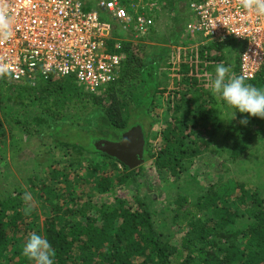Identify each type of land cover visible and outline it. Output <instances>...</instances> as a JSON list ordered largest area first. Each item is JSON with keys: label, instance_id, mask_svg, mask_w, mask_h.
I'll return each mask as SVG.
<instances>
[{"label": "trees", "instance_id": "16d2710c", "mask_svg": "<svg viewBox=\"0 0 264 264\" xmlns=\"http://www.w3.org/2000/svg\"><path fill=\"white\" fill-rule=\"evenodd\" d=\"M169 1L171 10L178 9L177 0ZM178 13L179 31L185 20ZM113 25L116 39L133 35L125 23ZM200 47L196 61L172 69L175 81L162 76L170 73L172 58L162 67L160 47L148 46L158 52L150 56V50L124 42L128 57L118 78L98 93L76 88L72 76L20 81L0 75V264H35L22 253L32 232L49 240L55 264H264V118L238 110L233 118L235 110L209 90L218 63L229 68L227 75L242 74L243 44L227 37ZM172 51L165 47V54ZM246 83L264 88V60ZM73 101L86 115L73 112ZM219 104L227 110L225 127ZM152 107L166 108L154 114L164 125L158 121L153 129L158 147L147 132ZM93 112L119 131L142 127L141 165L131 169L95 147L93 125L100 115L93 118ZM78 134L93 140L82 143L73 138ZM246 155L252 156L248 162ZM16 161L32 165L26 182L40 208L24 202L26 189L10 187ZM207 168L212 178L203 184L198 177ZM145 185L151 191L142 195ZM130 186L133 201L119 195Z\"/></svg>", "mask_w": 264, "mask_h": 264}, {"label": "built area", "instance_id": "2783aa9c", "mask_svg": "<svg viewBox=\"0 0 264 264\" xmlns=\"http://www.w3.org/2000/svg\"><path fill=\"white\" fill-rule=\"evenodd\" d=\"M141 2L0 0V75L20 81L72 76L86 91H100L118 78L126 60L109 51L113 23L130 20V9ZM188 9L192 33L242 42V74L252 77L264 60V16L244 10L240 0H190ZM150 24L139 17L137 30L145 33Z\"/></svg>", "mask_w": 264, "mask_h": 264}, {"label": "rangeland", "instance_id": "374dc122", "mask_svg": "<svg viewBox=\"0 0 264 264\" xmlns=\"http://www.w3.org/2000/svg\"><path fill=\"white\" fill-rule=\"evenodd\" d=\"M137 1H140V0H137ZM177 1H178V3H177V5H175L176 8H178L181 13L185 14L186 6L184 5V3L188 4V0H185V2L183 4H181V5H180V0H177ZM182 1H184V0H182ZM173 2H174V0H173ZM164 3H167V1L165 0ZM165 8H166L165 14L163 15V18L161 19V21H156L155 22L156 23L155 27L157 28V30H155V28L154 29H149V31H150V32H148L149 38L145 37V39H140V40L139 39L138 40L134 39L133 41L136 42L135 45L140 50H145V49L150 50V54H151L150 56H152L154 53L157 54L158 52H156V49H154V48L153 49H149L148 46H158V47H160L162 49L163 54L166 56L163 59L164 62H162V64H161L162 67L165 66L163 64H165V61L167 59L172 58L171 66L168 65V68L172 72L170 71V73H169L166 70H164L165 73H163L162 76L165 75V77H166L167 75L171 74V77L174 76L175 81H176L177 80L176 78H178V76H177L178 74L175 75L173 73L172 69L173 68H176V69L180 68V64L183 63V62H186V61L189 62V60L196 61L198 59L197 50L199 48H201L200 46H204V44H205L204 43V44L199 45L198 44L199 40H204L205 38L203 37V34H201V33L200 34H191L190 29L187 30V28H186L187 20L184 19V18L183 19L185 20V24L179 29V31L176 30L175 29V24H178V22L177 23L174 22V20H175L174 17L176 15L177 9L171 10L170 3H168L167 7H165ZM161 13H162V11H159V14H161ZM175 38H178L179 40H181V42L178 43V45H175V44L172 43V39H175ZM157 39H160V41H158ZM168 45L172 46L173 51L170 52V54L169 53L165 54V47L168 46ZM159 49H157V50H159ZM190 50H192V51L190 52ZM158 59H159V57L157 58V60ZM154 60H156V58ZM206 64L209 65V64H212V63L208 61ZM204 66L200 67V72H201L202 75H206V73H204L205 72L204 71ZM155 67L157 68V63H155V65L153 66V68H155ZM5 75H8V74H5ZM162 76H160L161 80H162V78H164ZM75 82H76V84H75L76 88H78V89H82L83 88L82 85L79 82H77L76 79H75ZM170 86L172 88H174L173 86H175V82L172 85L170 84ZM77 108H79V109H77ZM92 108H91V106H87L86 107V109H87L86 111H93ZM71 109H76L73 112L81 111V113L86 115L85 114L86 113L85 110L82 109V108L80 109L79 104L77 102H75V101L71 102ZM164 109H166V108L165 107H163V108L159 107V108L155 109L154 107H152L150 109V112H149V115L151 116L149 119L151 121L148 122L147 126H149V127H148L147 132L150 133L151 139L155 143V147L156 146L158 147V145H159L160 136L156 137L157 133H153V129H154V126H156L157 122L159 120H161L160 117H156L155 115H156V112H158L160 110L164 111ZM216 109L219 112L218 116L223 117V121H224L223 123H224V127H225V125L228 122V117H227V114H226V111H227L226 107H225V105L219 104V105L216 106ZM94 112H93V114H94ZM95 115L96 114L93 115V118L94 117H98V115H100L99 119L97 118V120L95 121V124L93 125V126H95V129H96L95 130L96 134H95V132H94V134L99 136V137H97V139L104 138V139H108V140H116L121 135L120 132H122V131L113 129L112 124L111 125H108V124L105 125L104 124L105 122H108L109 120H106L105 118H103L102 113L98 114L97 116H95ZM157 118H159L158 121H157ZM219 119H220V117L217 118L218 121H219ZM144 121H147V119L144 120ZM84 122L86 124V127L92 128L87 119H84ZM158 123H159V126H164V125L161 124L162 122L159 121ZM150 125H152L151 126L152 128L150 127ZM135 126H137V125H135ZM84 127L85 126H83L82 128H84ZM161 128L162 127L157 128L158 131H160ZM80 134L82 135L81 131H80ZM152 134H153V137H152ZM221 137L222 136L220 135L218 138H221ZM73 138H76L75 140H77V141H81L82 143H85L84 139H86V136H80L78 134V137H73ZM92 140H93L92 135H87L86 142L87 143H91ZM94 143H95V140H94ZM263 151H261V153ZM94 156L97 157V158H101V159L106 157L105 155L100 154V153H97ZM252 156H253V154H252ZM252 156L251 155H249V156L246 155L245 156V161L246 162L250 161L252 159ZM215 157H218V156H215ZM211 165H213V162H211ZM10 167H11V169L13 170V172L17 176L16 178L12 179V183L10 184V187L15 189L16 186H19L20 188L26 189L27 192H31L29 190V185L26 182V178H27L28 172H29L30 168L32 167V165L31 164H27V163H25L23 161H16V163L15 164H11ZM210 167L212 168L213 166H210ZM146 170H148V169H146ZM205 172L208 173V174L200 175L198 177V179L200 181H202V183L205 182L206 180H210L212 178V174H210V172H211L210 169H208V168L205 169ZM42 174H43V172H42ZM249 178H250L249 174H245V175L242 174L241 180L247 181V180H249ZM5 182H7V180ZM0 188H1V186H0ZM134 190H135V188L132 187V186L123 187L122 190L119 191V195L126 196V198L128 200L133 201V200H135V198H134L135 197V191ZM199 190H200V188H197V191H199ZM148 191H151L150 187H149V185H145V190H141V193H142V195H144ZM175 191H176V188H172L170 194L166 193L167 192L166 191L163 194L160 193V197L166 193V196L169 198V195L170 196L174 195ZM15 192L17 193V190ZM189 192L191 193L190 189H189ZM158 196H159V194H158ZM32 203H33V205H35L38 208L41 207L39 202H38V200H37V198L35 197V195H33ZM157 205L159 206V208L160 207L163 208V206L165 205V201L159 202Z\"/></svg>", "mask_w": 264, "mask_h": 264}, {"label": "clouds", "instance_id": "9594fccd", "mask_svg": "<svg viewBox=\"0 0 264 264\" xmlns=\"http://www.w3.org/2000/svg\"><path fill=\"white\" fill-rule=\"evenodd\" d=\"M164 1L165 0H160L158 2V0H155L154 2H152L150 0H142L141 4L138 5L139 8L137 10L129 8L131 19L128 21L125 20L122 23H125L131 28V30L133 31V35L125 39H116L115 35L112 33L113 39H111V41L113 43H109V46H112L114 48V53L126 54L127 59L128 53L122 50L124 42H132V44H135L136 42L133 41L134 39L140 40L145 39V37L149 38V29L155 28V30H157V28L155 27V22L161 21L163 15L165 14V7H167L168 3H170L169 0H166L167 3H164ZM189 1L190 0H188V4L184 3V5L186 6V13H190L188 9ZM154 7H157V10H153ZM240 7L244 10L254 11L257 16H264V0H240ZM159 11H162V13L159 14ZM139 17L152 20V24L149 25L148 30L145 33H141V30H137ZM204 38V40H199L197 38L199 40V45L204 43V45H207L212 42L211 40L206 39V37ZM116 44L120 45V47L115 48ZM228 73L229 68L226 67L223 63H218L216 65L215 78L211 81L209 85V90L211 94L218 100H222L226 105L230 106L232 109L235 110L233 113V118L236 115V110H238L240 113H247L254 117L264 118V88H258L252 84L246 83L247 77L243 74L227 75ZM104 88H102L101 90H103ZM240 123L246 125L248 123V119L244 118L240 121ZM22 198L24 202L28 205V207L31 208L33 194L31 192L26 191L23 194ZM22 253L25 257L34 261L35 264H55V250L53 249L49 240L45 238L42 234L37 232H32L27 237L23 244Z\"/></svg>", "mask_w": 264, "mask_h": 264}, {"label": "water", "instance_id": "95a60500", "mask_svg": "<svg viewBox=\"0 0 264 264\" xmlns=\"http://www.w3.org/2000/svg\"><path fill=\"white\" fill-rule=\"evenodd\" d=\"M95 147L134 169L144 162L145 137L140 125L122 133L120 140L98 139Z\"/></svg>", "mask_w": 264, "mask_h": 264}, {"label": "crops", "instance_id": "0c3cea01", "mask_svg": "<svg viewBox=\"0 0 264 264\" xmlns=\"http://www.w3.org/2000/svg\"><path fill=\"white\" fill-rule=\"evenodd\" d=\"M184 2H185V1H184ZM184 2H183V3H184ZM183 3H182V4H183ZM177 10H179V9H177ZM179 11H180V10H179ZM178 15H179L181 18H184V19H185V18L188 19V20L191 19V14H190V13H186V12H185V14H183V13L180 12V14L178 13ZM174 18H175L174 22L177 23L178 21L176 20V16H175ZM188 20H187V22H188ZM178 23L180 24V23H181V20H180V22H178ZM160 32H161V31H160ZM191 33H192V32H191ZM193 34H194V33H193ZM160 39H161V38H160ZM160 39H157V40L160 41ZM147 41H148V40H147Z\"/></svg>", "mask_w": 264, "mask_h": 264}, {"label": "flooded vegetation", "instance_id": "af4514ba", "mask_svg": "<svg viewBox=\"0 0 264 264\" xmlns=\"http://www.w3.org/2000/svg\"><path fill=\"white\" fill-rule=\"evenodd\" d=\"M138 126V125H137ZM134 127V126H133ZM123 132H125V131H122L120 134H122ZM121 139V135H120V137H118L116 140H120Z\"/></svg>", "mask_w": 264, "mask_h": 264}]
</instances>
